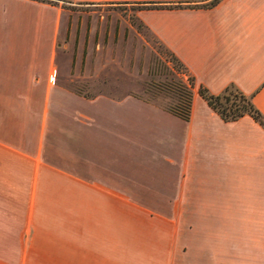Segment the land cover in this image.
I'll return each mask as SVG.
<instances>
[{
	"label": "crops",
	"instance_id": "crops-1",
	"mask_svg": "<svg viewBox=\"0 0 264 264\" xmlns=\"http://www.w3.org/2000/svg\"><path fill=\"white\" fill-rule=\"evenodd\" d=\"M56 1L0 0V264H264V128L198 92L234 85L264 116V0L137 9L194 78L188 120L64 83L128 31L83 8L210 0ZM135 212L175 213L172 234Z\"/></svg>",
	"mask_w": 264,
	"mask_h": 264
},
{
	"label": "rangeland",
	"instance_id": "rangeland-1",
	"mask_svg": "<svg viewBox=\"0 0 264 264\" xmlns=\"http://www.w3.org/2000/svg\"><path fill=\"white\" fill-rule=\"evenodd\" d=\"M141 6L133 3H121L105 6H87L97 15V27L109 28L117 19L118 24L125 23L128 29L123 40L115 39L112 51L104 48L101 56V68L94 69L96 74L82 80H68L69 88L94 94L106 92L112 95L135 94L163 107L176 102L178 92L189 87V72L176 63L172 54L137 19L136 11ZM97 62V60L93 61ZM36 105L37 101H30ZM33 121L24 115V142L30 141ZM173 212L120 213V218H134L151 222V233L173 232Z\"/></svg>",
	"mask_w": 264,
	"mask_h": 264
},
{
	"label": "trees",
	"instance_id": "trees-1",
	"mask_svg": "<svg viewBox=\"0 0 264 264\" xmlns=\"http://www.w3.org/2000/svg\"><path fill=\"white\" fill-rule=\"evenodd\" d=\"M50 4H56V0H38ZM218 0H210L204 3H191V2H172V3H157V2H144L140 6L146 9H173L181 7L198 8V7H211L217 3ZM172 54V53H171ZM174 60L179 65L182 63L176 59L172 54ZM184 67V66H183ZM185 68V67H184ZM186 69V68H185ZM189 87H185L178 92L176 102L166 107L173 114L188 120L190 116V105L192 98L191 88L194 86V78L190 75L188 77ZM198 92L206 100L208 105L214 109L224 121H234L243 115H250L256 122L264 128V116L254 106L250 96L245 95L236 88L234 85L227 86L221 93L212 94L205 87L199 85Z\"/></svg>",
	"mask_w": 264,
	"mask_h": 264
}]
</instances>
